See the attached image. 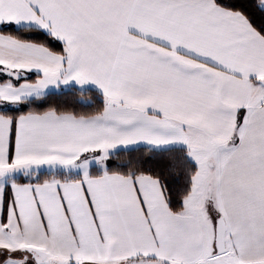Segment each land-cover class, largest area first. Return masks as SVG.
I'll return each mask as SVG.
<instances>
[{"label": "snow or ice", "instance_id": "obj_1", "mask_svg": "<svg viewBox=\"0 0 264 264\" xmlns=\"http://www.w3.org/2000/svg\"><path fill=\"white\" fill-rule=\"evenodd\" d=\"M0 264H264V0H0Z\"/></svg>", "mask_w": 264, "mask_h": 264}]
</instances>
